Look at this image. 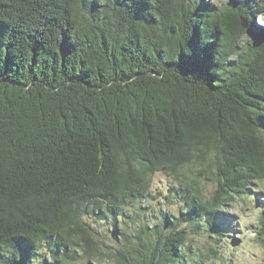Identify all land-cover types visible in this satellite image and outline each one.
<instances>
[{
	"label": "trees",
	"instance_id": "16d2710c",
	"mask_svg": "<svg viewBox=\"0 0 264 264\" xmlns=\"http://www.w3.org/2000/svg\"><path fill=\"white\" fill-rule=\"evenodd\" d=\"M263 13L0 0V264H227L224 208L261 205Z\"/></svg>",
	"mask_w": 264,
	"mask_h": 264
},
{
	"label": "rangeland",
	"instance_id": "374dc122",
	"mask_svg": "<svg viewBox=\"0 0 264 264\" xmlns=\"http://www.w3.org/2000/svg\"><path fill=\"white\" fill-rule=\"evenodd\" d=\"M255 20V25L264 29V13ZM166 183L167 177L165 175L161 173L156 174L153 187L151 188L152 193L155 195L159 193ZM207 184L208 188L213 186V182L208 181ZM207 187L204 189L206 193L208 191ZM258 192H262L260 194V206L253 205L255 197L254 199L250 197L244 201H240L238 204L228 205L224 208V213L231 219H234L237 225L234 233L229 232L235 240V244L226 253L230 260L227 264H264V252L256 232L260 226L258 215L262 210L264 211V182L261 183ZM170 209H173L172 205ZM240 222H243L244 226L240 227ZM214 264L224 263L215 262Z\"/></svg>",
	"mask_w": 264,
	"mask_h": 264
},
{
	"label": "water",
	"instance_id": "95a60500",
	"mask_svg": "<svg viewBox=\"0 0 264 264\" xmlns=\"http://www.w3.org/2000/svg\"><path fill=\"white\" fill-rule=\"evenodd\" d=\"M243 26L247 27L246 21L243 20Z\"/></svg>",
	"mask_w": 264,
	"mask_h": 264
}]
</instances>
